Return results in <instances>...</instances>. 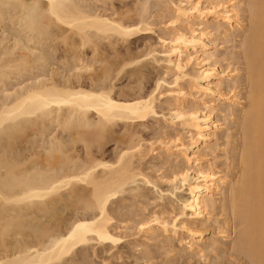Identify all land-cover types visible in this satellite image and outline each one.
Wrapping results in <instances>:
<instances>
[{
	"label": "bare ground",
	"instance_id": "bare-ground-1",
	"mask_svg": "<svg viewBox=\"0 0 264 264\" xmlns=\"http://www.w3.org/2000/svg\"><path fill=\"white\" fill-rule=\"evenodd\" d=\"M79 1L85 0H33L31 4L27 0H0V21L5 16L12 18L19 15L18 25L23 26L27 32L43 41L48 39L53 41L65 36L62 38L64 40L69 37V34L65 35L67 29L70 33L72 32V35L78 36L72 38L73 45L70 47L75 46L76 39H79L78 46L83 47L87 46L86 44H89L93 37H104L105 35L110 37L111 34H114L112 36L117 35L118 39L119 37L123 39L138 33V31H151L152 24H158L151 23V19H148L151 16L146 13L150 7L148 0H143L140 3L138 1V6L136 4L137 12L135 14L139 17V19L136 18L137 21H135L136 19L129 21V17L125 18L123 15H119L118 19H115L114 16L118 15L112 16V12L111 15L96 14L93 10L79 5ZM252 1L253 4L248 9L250 16L247 17L245 0H155L157 16L164 19L160 37L167 47L164 68L167 71H174V73H170L175 74L174 81L170 83V87L173 88L165 91L161 97L164 99V107L171 124L182 126L189 131L186 141L168 138V140L162 139L163 141H161L159 139L161 141L160 149L165 156V159H162V164L170 169L171 180L164 179L163 176L158 179L176 183L173 188L184 193L180 195L179 199L183 209H188L189 216L200 220H206L226 191L232 192L233 216L238 217L244 224L236 247L245 250L256 264H264V0ZM53 3H55V7L52 6ZM197 4L203 7H197ZM146 14L149 16L147 17ZM120 17L122 19H119ZM247 18L249 28L245 31ZM53 25L59 28L65 27V34L63 35L64 31L60 32L62 33L60 37L56 32L58 37L54 32L56 27L53 28ZM51 37H53L52 40ZM213 37L224 44L236 43L237 38L242 37L243 42L238 44L239 40H237L236 49L244 48L243 54L248 70V94L245 95L241 91L245 85V79L234 80V77L239 74V69L235 67L229 70L230 67L227 69L224 65L223 68L220 65L227 59L224 57L226 55L223 56L224 59L219 57L216 52L208 51L209 46L214 44L210 42ZM96 38H93L94 42L92 41L95 45L91 42L88 46L92 44V47H97ZM15 41L16 44L21 42L18 38ZM216 42L214 49L216 46L218 47ZM210 43L212 45H209ZM16 44L9 47H15ZM1 46L0 48H2ZM95 47L94 52L98 50V47ZM10 48L1 50L0 57H8L12 54L14 49ZM24 48L28 51L31 50L25 45ZM158 54L154 52V49L149 50L144 54V57L135 56L136 59H133L132 62L139 64L138 62H142L145 58L144 61H146L148 57L155 62L157 61L154 59L155 55L157 57ZM16 55L19 56V54ZM26 57L23 54L19 58L21 61L11 59L10 62L6 59L4 60L7 62H3L1 58L4 57H1L0 82L10 78L9 75L14 72H21ZM19 61L20 63H18ZM150 61L152 60L150 59ZM132 62L127 63L126 61L125 66L123 62L121 67L131 65ZM192 62H195V66L199 68L197 69L198 76H196L197 72H194L195 76L183 73ZM11 63H14L15 66ZM110 63L108 62L106 65ZM80 67L79 70L82 69ZM104 67L105 71L102 70L105 72H102L104 74L103 81L111 75L113 76L114 73L118 72L119 74L120 68L108 75L106 69L112 72L115 67L112 69L110 67L113 66ZM13 68L16 69L14 72ZM85 68L84 70H86ZM9 69H12L11 73ZM190 71L193 72V70ZM181 78H186L187 81L182 80L186 82V84L183 82L184 86L190 85L197 90V94L185 91L183 83L181 85L178 82L181 81ZM99 85L83 88L79 84V87L74 85L69 87L70 84L69 86H59L53 81L51 84L39 81L35 85L21 88L20 91L13 89L12 91H15L11 93L7 92L8 90L5 93L2 88L5 94L2 100L0 99V152L2 153L0 155V170H3L2 173L0 172V264H61L60 262H64L63 259L69 257L76 248L87 245L90 241H95L98 244L118 241L111 229L112 219L107 204L117 194L124 192L129 184H134L135 181L139 182L136 180L137 177L143 179L144 183H150L133 163L134 159L143 156V144L140 139L136 138L134 130L132 132L128 129V134L130 131L132 133L129 135L128 142L117 154L116 159H112L114 162L110 163L109 161L101 162V160L91 159L90 162H86L87 165L83 164L80 167L74 165L77 168L70 169L67 166H69L72 156L66 154L69 149L67 141L55 138L54 135L48 141L47 148L44 149L47 161L50 160L49 167L45 170L36 168L39 166L38 162L35 163L36 167L32 165L34 163H31L34 170L30 171L29 166L28 169L25 167L22 169L24 160L27 159L20 158L23 151L18 147L15 150L18 149L21 154L18 153L19 159L16 154V159L20 160L22 166L19 162L11 159V156L8 159L9 155H5L11 149L13 152V144L17 141L20 142V137L25 136L29 132V128L32 127V130L39 125L38 132L45 131L47 129L45 123L56 124V127L61 128L63 132H68L65 133L66 135H69V132H74L73 139H78V142L80 141L90 148L93 143L101 146L104 132L107 133V128L115 126L119 121H123L125 124L139 125L150 117L157 116L155 103L158 98L153 91L145 95L133 94L131 96L126 93L129 96H120L121 94L114 96L112 87L108 88L109 85L104 84V86L102 83ZM246 101H248V107L243 109ZM90 115L96 117V120ZM240 118L243 121L244 135L243 176L238 183L231 185L232 174L213 170L208 157L213 156L210 158L212 160L217 157L215 153L217 148L211 142L219 140V133L225 121H236ZM27 130L28 132L25 133ZM24 133L25 135H23ZM133 135L134 139H137L136 142L132 140ZM68 138H71L70 135ZM76 139L71 142L73 141L74 144ZM154 150L151 148V151ZM11 151L10 153H12ZM86 153L89 154L88 151ZM61 157L62 160H60ZM173 162L175 166L170 164ZM55 164H61V167H55ZM98 168L102 170L99 172ZM79 183H82L85 188L88 187L87 190L83 189L84 193L81 191L83 185L78 186ZM76 186L81 190L75 189ZM62 189H68L73 195L72 198L69 193L65 192L71 200H77L82 208L92 210L94 213L88 217L73 218L69 223H66L68 226L63 231L59 228L60 226L52 230L54 222L51 220L53 219L49 218L52 222L51 226V222L46 224L47 222L44 221L48 218L42 219V217L48 213L50 204L51 206L56 204L55 200L58 198L62 201L69 199L65 196L66 194H61L64 191ZM59 194L63 198L58 197ZM75 201L73 202L78 204ZM51 211L50 213H52ZM164 213L161 210L148 218L143 217V220H140V225L144 227L142 232L154 236L155 228L162 233H175L177 228L181 229L187 233L188 240L185 244L188 250L201 253L200 256H202L201 243L199 244L201 233L193 231L182 222L178 226L172 223L171 230H169L168 226L171 222L169 223L161 216ZM140 221L138 222L140 223ZM54 226L56 227V225ZM229 226L227 225V228ZM196 235L198 239L194 238ZM222 235L225 236V234ZM8 251H12V254ZM172 251L175 254L178 253L175 249ZM148 254L147 251L143 253L142 259H145Z\"/></svg>",
	"mask_w": 264,
	"mask_h": 264
},
{
	"label": "rangeland",
	"instance_id": "rangeland-1",
	"mask_svg": "<svg viewBox=\"0 0 264 264\" xmlns=\"http://www.w3.org/2000/svg\"><path fill=\"white\" fill-rule=\"evenodd\" d=\"M32 1L33 0H27L29 4H31ZM138 1L140 3L143 0H98L97 2L94 0H85L79 1L78 4L93 10V12H95L96 14L99 13L102 15H111L112 12V16L115 14L118 15L117 17L114 16L115 19H118L119 15H123L125 18L126 16L127 18L129 17V21H134L136 18L139 19L138 15L136 16L135 14V12H137L135 8H137V6L139 5L137 4ZM148 3L150 4V7L146 13L151 16L148 17L149 15L147 14L146 16L148 17V19H151V23H158L156 25L152 24L150 28L151 31H138V33L136 32V34H133L130 37L123 38L124 41L121 37H119L118 39L117 35L112 36L114 34H111V36L108 34L110 37H108L107 35H105L106 37L99 36L102 37L100 39L99 37H93L96 38L97 42H95L98 47L97 51L95 49L96 52H94L93 50L95 46H91L94 42L93 38V42L91 41L92 44L90 46L88 45L91 42L89 44H86L87 46H78L79 42L77 41L79 39H76L74 42L75 46L70 47V45H73L72 38H76L78 36L72 35V32L70 33L65 27L59 28L53 25V28L56 27V30H54L55 34L59 33V36L61 37L62 33L60 32L64 31L65 28L66 34L64 31L63 35L65 34L67 36V34H69L68 36H72L71 38L66 37L69 39L65 38L63 40L62 38L65 36L57 38L54 35L57 38V40L54 39L56 41H50L49 39L43 41L27 32L23 26L18 25L19 15H16L12 18L10 16H5L4 19L0 21V41L2 42V44L0 42V46L2 45L0 51H4L7 48L9 49V46L16 44V38L21 41L19 44H16V50L14 46V48H10L12 50L14 49V51H12L13 55L10 54L8 55V57L1 56L4 57H0L1 60L3 59V62H10L11 59H14L13 61H21V59H19L21 58V55L24 54V56H27L26 58H24L26 61L24 67L20 70L21 72H14V70L16 69L13 68L14 73L9 75L10 78L8 77V79L3 80L5 84L3 82H0V92L2 91L0 94L1 100L7 90V92L10 91L9 93L14 92L15 90L12 91L13 89H17L20 91L21 88L23 89L30 85H35L39 81H42L43 83L46 82V84H51V82L53 81L59 86H69L70 84L69 87H72L73 85L75 87H79V84L80 87L83 86V88H88L91 85L100 86L99 84L102 83L103 85H109L110 87L108 86V88L112 87L114 96H118L120 94V96H129L127 94H131V96H133V94L145 95L153 91L158 98L155 103V111L157 113V116L150 117L146 121L139 123V125H133L131 123L133 125L132 126L129 123L125 124V122L119 121L115 126L113 125L114 127L111 126L113 128L109 126L107 128L108 130L106 129L107 133L104 132V137L101 139L103 140V143L101 142V146L94 145L93 143L91 145L92 147L87 148L84 143L80 141L78 142V139L76 138L74 139H76L77 142L75 140L73 144V136H75L74 132H69V135L72 138L69 139V135H66L68 132H63L61 128L56 127V124L49 125L47 123V126V124L45 123L47 132L46 130H42V133L38 132L39 125L36 128L34 127V129L37 130H31L32 127L29 128V132L28 130L25 131V133H28L26 135L24 133L23 135L25 136H22V138L20 137V142L17 141L13 144V152L11 151V148V150L7 149L9 150V153L5 155H9L8 159H10L11 156V159H14L15 162L18 163L20 160L18 161L16 158L18 157L19 159L18 153L20 151L18 152V149L20 148V150L22 149L21 151H23L21 152L22 154L19 153L21 154L20 158L23 157L21 159L26 158L29 161L26 162L27 160H24L22 169H24V167L25 169H28L29 166V169L31 168V171L34 170L33 166L36 167L37 165H39L36 167L37 169L39 167L45 170L49 167L48 162L50 160L47 161V155L44 153V149L47 148L48 141L54 135L55 138L58 137L59 139L61 138L67 141L69 149L66 154L72 156V160L70 162L68 161V159L71 157L68 156L69 158L67 159V161L69 162V166L67 167L71 169L74 167V165H76L77 167H80L83 164L87 165L86 162H90L91 159H94L95 161L96 159L98 161L101 160V162H114L113 160L116 159L117 154H119L120 150H122V148L125 147L124 145H126V143L128 142L129 135L132 134L131 131H135L134 133L137 136L136 138L141 140V143L143 144V156H141V158L134 159L133 163H135V167H137L140 172L143 173L145 177H147L150 183H144L143 179L137 177L136 180H138L139 182L135 181L136 183H131L129 184V186L127 185L128 187L124 189V192L117 194L107 204V209L112 219L111 229L113 230L115 237L118 238V241H115L116 243L106 242L103 244H98L95 241H90L87 245L76 248L73 253H71L72 255L70 254L71 256L69 255V257L67 256L65 259H63V263L60 262L61 264H256L249 257L245 250H242L238 246L236 247L239 241V236L243 231L244 224H242L238 217L233 216L231 209L233 202L232 192L226 191L225 195L216 203L215 208L210 212L206 220H200L189 216L190 211L188 209H183L179 199L180 195L184 193L173 188L176 183L158 179L159 177L163 176L162 178L169 179V181L171 180L169 171L170 169L166 168V166L162 164V159H165V156L160 149V143L161 141H163L162 139H164V141L168 139H180L181 141H186L189 137V131L187 128H182V126H176L175 124L173 125V123L171 124L169 115L167 114V111L164 107V99L161 97V94H163L168 89L173 88L170 87V83L174 81L173 78L175 74H172L174 73V71H167L165 70L166 68H164V66L166 65V63H164V59L166 56L165 53H167V47L166 44L164 45V43L160 40V37L162 35L161 31L163 30L162 27H164V19H161L157 16L158 10L154 5L155 0H148ZM152 4L153 7H151ZM252 4V0H245L247 17L250 16V11L248 9L251 8ZM123 16L121 17L123 18ZM121 17L119 19H122ZM132 18L134 19L132 20ZM128 19L126 20L128 21ZM135 21H137V19ZM160 21L161 23H159ZM248 22L249 21L247 18V21L245 23V31L249 28ZM52 39L53 37H51V40ZM70 39L72 40V43ZM237 40H239V43L237 42ZM237 40L236 43L238 44L243 42L242 37L237 38ZM210 42L212 44H215L216 42V45H218V47L216 46V49H214L215 45H212L210 43L209 45L212 46H209L208 51L211 50L210 52H216V54H218L221 58L226 55L224 57H226L227 59L223 57L225 61L220 64L222 65V68L224 65L227 69L230 67L229 70L234 69L235 67L236 69H239L238 71L240 75H236L235 77L237 78L234 77V80L238 81L245 79V85L241 91L245 95L248 94V70L246 68V61L243 54L244 48L241 47L236 49L237 44L235 42L224 44L221 43L219 39L215 40L214 37L210 39ZM63 43L71 44L66 45ZM23 44L26 47H29L31 50L28 51L27 49H25ZM153 49L157 54L159 52L157 57L155 55L154 58L155 60L157 59V61L153 62V59L148 57L146 61H144L146 59L145 58L142 62H138L139 64H136L135 62L134 64L132 62L133 59H136V57H139V55L140 57H144V54H146L149 50L152 51ZM220 53L224 54L220 55ZM16 54H19V56ZM129 57L130 59H128ZM4 59H6L7 61ZM124 59L125 61H123ZM150 59L152 61H150ZM20 61L18 63H20ZM126 61L127 63L132 62V64L126 67H121L123 62V65H126ZM108 62H111L112 64L110 63L106 65V63ZM15 63L17 65V62ZM11 64L15 66L14 63ZM195 65V62H192V64H189L186 68L187 71L185 69L183 73H190V75L195 76V73L197 72L196 76H198L197 69L199 68ZM107 66H113L110 67L111 69L115 67L114 71L112 70V72L106 69L108 75L109 73L111 75V73L116 72V69L118 71V69L120 68V71L119 74L118 72L114 73L113 76L111 75V77L108 78L105 74L107 80L105 79L103 81L102 77L104 76V74H102V72L105 71L103 70V67L108 68ZM10 67H12V65ZM79 67L83 70H79ZM84 68L86 70H84ZM190 70H193V72ZM11 71L12 69L10 70V73ZM115 74L117 75L115 76ZM182 80L187 81L186 78H181V81H178L181 85L184 82ZM2 83L4 84V87H2ZM184 83L186 84V82ZM184 83L183 87L185 91L197 94V90H195L188 84L187 86H184ZM186 87L188 88L186 89ZM2 88L5 90V93ZM247 107L248 101L244 103L243 109ZM162 115L165 117H163ZM90 117L93 118L94 116L90 115ZM94 119L96 120V117H94ZM227 121H225L224 125H222V130L219 133V140H217L216 142H211V144L213 143L212 145L216 146L217 148L215 152L217 157L213 160L210 159L213 158V156L208 157V160L209 163L211 160L213 170L219 171L221 173H231V185H235L241 180L243 176V121L241 118L237 119L236 121L233 120L234 122ZM124 125L128 126L126 127ZM40 127L42 128V125H40ZM40 127L39 129H41ZM128 129L131 130V134H128ZM134 135L133 139H131L136 142L137 139H134ZM159 139H161V141H159ZM71 140L73 141L71 142ZM16 147H18L17 151L15 150ZM151 148L155 150L151 151ZM10 151L12 153H10ZM87 151L89 152L88 155L86 153ZM1 154L2 153L0 152V155ZM60 160H62V157ZM37 162L38 164L35 166V163ZM20 163L21 162H19V164ZM31 163H34L32 164L33 166L31 165ZM56 164L55 167H61V164ZM170 164L172 166H175L174 162ZM76 166L74 168H77ZM97 170L100 172V170L102 169L98 168ZM0 172L2 173L3 170H0ZM79 185L82 186L83 184L79 183L78 186ZM83 186L82 190L77 186L75 187V189L77 188L78 191H83V189L85 188V186ZM86 188L88 187L86 186ZM86 188L84 190H87ZM62 190L64 191H61L62 193H60L64 195L66 194L65 196L67 198L69 197L70 200L67 199L65 201L63 199L64 201H62V199L60 200L58 198V202L57 200H55L56 204L52 206L50 204L48 207V213H46V215L42 217V219L48 218L44 219V221L47 222L46 224H48V222L50 223L51 221L54 222L53 226L52 222L50 224L53 228L55 227L54 225H56V227L54 229L52 228V230H55L60 226L59 228L63 231L66 226H68L66 223H69L73 218L81 216L88 217L94 213L92 210H85L81 207L82 205L80 206V203H78L77 200L75 201L74 199H72L78 204L74 203L71 200L73 195L70 194L68 189ZM65 191L69 193V195H71V198ZM82 193H84V191ZM57 196L60 198L62 197V195L60 194ZM59 200L61 201V203ZM161 210L165 212L164 214H161V216L169 223L171 222L170 226H168L169 230H171L170 227L172 223L178 226L180 222H182L193 231L201 233V241L199 242V244L201 243L203 257L200 256L201 253L188 250L187 245L185 244V242L188 240L187 233H185L181 229L177 228L175 233H162L159 229L155 228L153 231L156 236L144 234L142 232V230H144V227L140 225V220H143V217H150L153 213H159ZM50 211L53 213V216ZM31 216H28V218H31ZM50 217L53 220L49 219ZM138 221H140V223ZM151 225L154 226V224L152 223ZM227 225H230L228 227L230 228L229 230H227ZM221 231H224V233H221ZM222 234H225V236L228 235V237H225ZM194 238L198 239L197 235ZM172 249H175L176 251H178V253L175 254ZM146 251L149 254L145 259H142V254L146 253ZM8 252H11L12 254V251ZM7 254L11 255L10 253Z\"/></svg>",
	"mask_w": 264,
	"mask_h": 264
},
{
	"label": "snow or ice",
	"instance_id": "snow-or-ice-1",
	"mask_svg": "<svg viewBox=\"0 0 264 264\" xmlns=\"http://www.w3.org/2000/svg\"><path fill=\"white\" fill-rule=\"evenodd\" d=\"M53 7H55L56 5H55V3H53V5H52ZM197 7H203L202 5H199V4H197ZM115 242V241H114Z\"/></svg>",
	"mask_w": 264,
	"mask_h": 264
}]
</instances>
